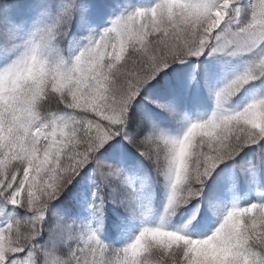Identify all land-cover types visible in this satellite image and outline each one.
Returning a JSON list of instances; mask_svg holds the SVG:
<instances>
[{
	"label": "snow or ice",
	"instance_id": "snow-or-ice-1",
	"mask_svg": "<svg viewBox=\"0 0 264 264\" xmlns=\"http://www.w3.org/2000/svg\"><path fill=\"white\" fill-rule=\"evenodd\" d=\"M0 264H264V0H0Z\"/></svg>",
	"mask_w": 264,
	"mask_h": 264
}]
</instances>
